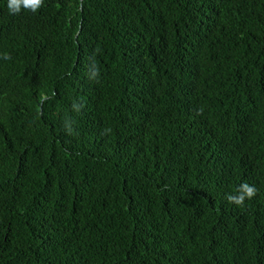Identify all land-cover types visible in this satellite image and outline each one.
<instances>
[{
    "label": "trees",
    "instance_id": "obj_1",
    "mask_svg": "<svg viewBox=\"0 0 264 264\" xmlns=\"http://www.w3.org/2000/svg\"><path fill=\"white\" fill-rule=\"evenodd\" d=\"M0 264H264V0H0Z\"/></svg>",
    "mask_w": 264,
    "mask_h": 264
},
{
    "label": "clouds",
    "instance_id": "obj_2",
    "mask_svg": "<svg viewBox=\"0 0 264 264\" xmlns=\"http://www.w3.org/2000/svg\"><path fill=\"white\" fill-rule=\"evenodd\" d=\"M44 0H8V10L11 14H18L22 8L33 13L37 12L43 6ZM4 59H11L9 54H4ZM90 78H96L99 74V69L93 67ZM238 194H227L226 199L229 203H235L238 206H243L245 199H251L256 195L257 189L254 185L243 182L238 187Z\"/></svg>",
    "mask_w": 264,
    "mask_h": 264
}]
</instances>
